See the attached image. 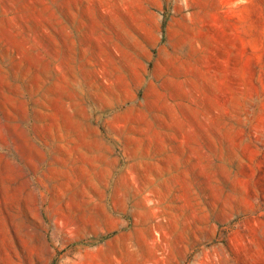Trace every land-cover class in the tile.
<instances>
[{
  "label": "rangeland",
  "instance_id": "374dc122",
  "mask_svg": "<svg viewBox=\"0 0 264 264\" xmlns=\"http://www.w3.org/2000/svg\"><path fill=\"white\" fill-rule=\"evenodd\" d=\"M0 264H264V0H0Z\"/></svg>",
  "mask_w": 264,
  "mask_h": 264
},
{
  "label": "crops",
  "instance_id": "0c3cea01",
  "mask_svg": "<svg viewBox=\"0 0 264 264\" xmlns=\"http://www.w3.org/2000/svg\"><path fill=\"white\" fill-rule=\"evenodd\" d=\"M125 187L127 188L128 191H130V192L132 191V188H133V187H132V185H131L129 182H125ZM150 250H151V251H150L151 256H153V249L150 248Z\"/></svg>",
  "mask_w": 264,
  "mask_h": 264
}]
</instances>
